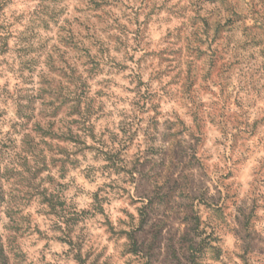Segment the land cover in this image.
<instances>
[{
    "label": "clouds",
    "instance_id": "obj_1",
    "mask_svg": "<svg viewBox=\"0 0 264 264\" xmlns=\"http://www.w3.org/2000/svg\"><path fill=\"white\" fill-rule=\"evenodd\" d=\"M0 264H264V0H0Z\"/></svg>",
    "mask_w": 264,
    "mask_h": 264
}]
</instances>
